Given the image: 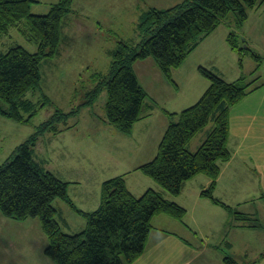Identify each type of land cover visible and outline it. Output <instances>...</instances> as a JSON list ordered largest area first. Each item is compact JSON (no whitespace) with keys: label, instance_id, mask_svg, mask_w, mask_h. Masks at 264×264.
I'll return each instance as SVG.
<instances>
[{"label":"trees","instance_id":"obj_1","mask_svg":"<svg viewBox=\"0 0 264 264\" xmlns=\"http://www.w3.org/2000/svg\"><path fill=\"white\" fill-rule=\"evenodd\" d=\"M75 1L58 0L47 14L34 15L29 8L35 0H0V35L17 28L27 41L37 45L34 53L22 46L0 52V102L7 106L0 105V117L31 125L42 108L52 106L53 109L0 164L2 216L18 222L36 219L47 239L43 255L54 264H131L147 247L153 217L166 215L183 222L186 210L165 195L177 197L185 182L204 175L209 183L200 192L201 198L224 209L230 220L264 230V222L259 221L256 214L237 210L214 196L220 163L230 158L227 149L229 111L262 86L254 84L260 78L258 71L263 56L249 48L245 40L241 45L238 34L228 23L230 31L226 43L236 54L240 70L244 57L252 58L255 67L249 75L253 77L248 79L247 75H241L227 82L213 70L199 66L198 74L208 82L199 99L178 113L162 109L168 123L156 154L136 168L152 179L160 191L148 188L142 195L135 196L126 187L125 175H117L102 182L98 208L83 212L69 197V182L34 158L38 140L74 127L78 112L93 105L102 89L107 94L102 120L120 133L130 134L136 122L150 115L155 103L138 82L133 65L152 59L168 84L177 88L173 70L224 23L226 16L236 11L239 27L247 19V9L264 4V0H183L164 10L149 8L139 16L136 25L139 42L117 40L108 53L107 72L89 68L88 81L94 86L80 95L83 100L80 104L64 111L41 91L40 70L44 59L58 55L64 38L62 31L68 16L74 13ZM36 90L40 91L39 99L33 102L26 96L28 92L35 94ZM79 92L76 90L75 94ZM201 132L206 134L204 140L195 151H190V141ZM57 203H64L82 217L86 223L84 229L65 233L62 225L66 226V221ZM222 263L238 264L233 257L225 255Z\"/></svg>","mask_w":264,"mask_h":264},{"label":"crops","instance_id":"obj_2","mask_svg":"<svg viewBox=\"0 0 264 264\" xmlns=\"http://www.w3.org/2000/svg\"><path fill=\"white\" fill-rule=\"evenodd\" d=\"M248 9L247 19L242 23L240 30L235 32L240 35L243 34L246 45L259 53L264 50V4ZM78 17V15L75 18L72 16L66 20V25L62 31L64 38L60 44L59 53L55 56L59 61L58 67L71 60L74 47L80 44L72 28L73 20H77ZM244 23L246 25L243 32ZM74 26L79 27L80 24L77 22ZM84 29L85 26L81 28V31ZM229 31L230 27H228L227 22L218 26L187 56L180 67L173 70L172 76L176 80L177 88L172 87L168 82L167 85H162V88L173 89L174 99L179 104L174 106L167 102L166 110L178 113L193 105L206 90L208 83L201 80L198 67L202 66L203 58L207 56L220 54L228 58V69L225 66H217L216 69H213L227 82H232L254 69V62L248 60L247 56L243 59L242 70L238 68L237 56L226 43ZM218 34H221V37L216 41ZM195 53L197 54L195 55ZM139 63L140 61L133 65L137 79L136 67ZM141 63L152 65L150 60ZM151 71V75L155 73V70L151 69ZM258 75L260 76L259 81L254 85L262 84V86L246 96L240 103L231 107L229 111L227 149L230 152V158L220 163V173L214 191V196L222 202L251 215L255 214L256 211L241 209V207L252 205L254 208L255 206L259 208L260 205L264 210V56ZM146 92L148 93V91ZM150 98L155 102L154 97ZM151 112L143 119L144 121L153 120L154 115ZM75 121L76 125L71 129L56 135L41 137L34 147V158L43 163L44 167L57 177L69 182L68 194L77 209L83 212L96 210L100 203L102 182L117 175H125L126 187L135 196L142 195L148 188L160 191L152 179L136 170L141 164L152 160L158 145L147 146L148 137L137 130H132L128 136H121V141L131 139L133 142L132 150L137 153L144 152V157L136 160V163L120 159L122 157L120 147H123L120 145L118 147L120 150L116 151L115 156H112L113 158L111 157V159H115L117 168L107 171L101 165L91 166L89 161H86L87 164L85 165L84 160L88 159L86 157L88 154L95 157L101 153L98 150L85 148L80 140L82 136L74 131V128L78 131L80 124L79 120ZM148 130H151L150 123L146 124V132ZM201 133L199 138H193L190 141L188 145L190 151H195L204 140L206 134L205 132ZM114 138L119 140V136L115 133ZM194 139L196 143H193ZM47 145L50 146L52 155L54 154V166L56 167L60 163L61 166H64L63 168L54 169L53 164L48 166L44 157L46 156L45 148ZM104 146L106 145L104 144ZM88 166L90 168L86 169L85 167ZM240 170L243 171L244 177L238 181ZM208 183L209 179L206 176L198 175L184 183L182 191L177 197L165 195L167 199L186 210L183 222L175 221L166 215L153 217L147 247L140 257L131 264H223L222 258L224 255L226 256V253L222 248L225 247L228 252H232L236 239L239 237L244 238L245 241H241V245L236 246L235 250L240 248L243 251L244 261L239 263L232 254H229L230 257H233L238 264H264V255L261 256L264 253V230L257 227H244L238 222L230 220L224 209L213 205L207 199L201 198L200 192L207 188ZM58 205H60L61 215L66 221V226L69 219L75 216L80 217L68 206L65 211L62 204ZM23 223L25 221L20 222V224ZM28 224L30 229H38L36 219H31ZM221 227L225 228L226 233L217 234L215 239V231ZM210 251H213L211 255H209Z\"/></svg>","mask_w":264,"mask_h":264},{"label":"rangeland","instance_id":"obj_3","mask_svg":"<svg viewBox=\"0 0 264 264\" xmlns=\"http://www.w3.org/2000/svg\"><path fill=\"white\" fill-rule=\"evenodd\" d=\"M35 1V3L30 4V13L34 15H45L49 12L51 5L56 3L58 0ZM182 1L183 0L75 1L72 5L74 13H72V15L68 18H72V16L75 18L77 15L79 16L77 20L74 19L73 22L74 25L78 22L80 26L75 27L73 25L72 28L77 39L80 41V44H77L74 47L71 60L69 62H64L60 67L57 66L59 65V61L56 57L46 59L42 62L40 70L41 91L44 95L49 97L51 102L56 107L61 108L64 111H69L72 107L77 106L83 101L80 100V95H83L86 88L94 86V83H90L88 81V69L92 68L102 72H107L109 65V57H107V55L109 51L115 47L117 40H122L128 43L139 42L141 38H139L136 30L139 16L143 12H146L149 8L164 10L171 8ZM237 19L238 13L236 11H232L226 16L224 22H227L233 30L238 31L241 26L237 27ZM245 25L246 24L244 23L242 29L243 32L245 31ZM83 26H85V29L81 31ZM220 37L221 34H218L216 41L220 39ZM243 40V34H238V42L241 45ZM255 41H257L256 38ZM13 46H22L30 53L37 51V45L34 42L27 41L23 35H20L17 28H10L7 34L0 35V52L4 53ZM259 53L264 56V50ZM196 54L197 53H195V55ZM247 58H249L248 60H252L250 56H247ZM146 60H150L152 65L148 63H141L145 60L140 61L136 70L138 82L144 90L150 93V97H154L155 99V103L153 104L154 107L152 109L154 111L151 112L154 117L151 121L149 119H147V121L142 119V121H138V123L136 122L133 125L134 129L132 127V130H137L142 133V135L144 134L147 136L148 140L146 143L147 146L150 147L152 144H159L167 127L168 120L162 113V109H166L165 107L167 102H170L174 106H178L179 102L174 99L173 89L162 88V85H167V81L162 76L160 70L153 63L152 59ZM201 65V67L209 70L216 69L215 67L217 66H225L227 69L229 68L228 58L220 54L217 56L213 55L203 58ZM151 69L155 70V73L152 75ZM249 69L251 70L252 68ZM249 74L250 73L246 74L248 79H252ZM200 78L201 80L207 82V80L201 76ZM80 81H82L83 84ZM76 90H80L81 92L75 94ZM39 94L40 91L36 90L35 94L28 92V96L26 97L31 99L33 102H36L39 99ZM106 99V91L105 89H102L93 105L83 108L80 112H78L76 120H79L80 122L79 129L77 131L74 128V131L78 132V134L82 136L80 140L86 149L95 151L98 150L101 153L97 154L95 157L88 154L86 156L88 159L84 160V164L86 165V161H89L91 166L96 167L101 165L102 168L110 171L118 167L115 165V159H111L112 156H115L117 150L121 149L120 151H122V157L120 159H126L130 161V163H136V160H140L145 154L144 152L137 153L133 151L131 148L133 143L131 139L124 142L121 141V136L128 135L120 133L115 127L102 120L105 116ZM0 105L4 108L7 107L2 102H0ZM52 111V106H45L32 119L31 125L18 124L0 117V164H2L11 155L17 145L28 138V135H30L33 131V126H36L40 122L44 121ZM147 123H150L151 130L146 132ZM208 128L209 126H207L205 130L208 131ZM114 133L119 136V140L114 138ZM201 134L202 133H198L194 138H199ZM65 138H67V136H65ZM45 142L48 144L47 141ZM193 143H196L195 139ZM104 144L106 146H104ZM120 145L123 147H120L119 149L118 147ZM45 149L46 156L44 157L46 158L48 166L53 164L52 167H54V169L63 168L64 166H61L60 163L57 164L56 167L54 166V154L52 155L50 146L47 145ZM101 151L105 153L103 154ZM85 168L87 169L90 167L88 166ZM239 172L240 177L238 178V181L239 179L242 180L244 177L243 171L240 170ZM232 196L234 197V195ZM57 204H62V208L65 211L68 209L64 203ZM262 208L263 207L260 205L259 208L257 206L254 208L252 205L241 207V209L256 211L255 214L259 217V221L264 222V210H262ZM29 221L30 220H26L25 223L20 224L18 221L3 217L0 213V264H53L51 260L43 255V249L47 245V239L41 231L39 223L36 224L38 229L33 230L30 229V225L28 224ZM67 223L69 228L62 225V229L65 233L69 234L80 232L85 227L84 225H86L85 220L78 216L69 219ZM220 233H226L225 228L221 227L215 231V239L216 235ZM241 241L244 242L245 239L240 237L236 239L232 252H228L225 247L222 248L225 251L226 256H230L229 254H232L239 263L244 261L242 254L243 251L240 248L235 250V248L236 246L241 245ZM212 252L213 251H210L209 255H211Z\"/></svg>","mask_w":264,"mask_h":264}]
</instances>
